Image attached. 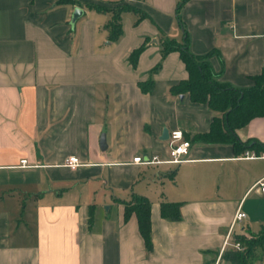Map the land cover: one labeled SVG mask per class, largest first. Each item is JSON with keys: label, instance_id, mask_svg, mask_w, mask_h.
<instances>
[{"label": "crops", "instance_id": "0c3cea01", "mask_svg": "<svg viewBox=\"0 0 264 264\" xmlns=\"http://www.w3.org/2000/svg\"><path fill=\"white\" fill-rule=\"evenodd\" d=\"M179 1L123 0L143 16L122 11L110 41L112 12L87 5L120 0H0V264H231L221 259L227 234L264 224V158L192 139L218 113L169 90L187 76L178 51L163 49L182 42ZM177 15L217 80L252 85L264 66V0H184ZM163 129L182 132L186 161L132 162L166 157ZM234 132L264 143V116ZM131 194L150 203V250L135 215L124 216ZM161 202L179 203L180 218H162ZM237 208L245 216L232 224Z\"/></svg>", "mask_w": 264, "mask_h": 264}, {"label": "trees", "instance_id": "16d2710c", "mask_svg": "<svg viewBox=\"0 0 264 264\" xmlns=\"http://www.w3.org/2000/svg\"><path fill=\"white\" fill-rule=\"evenodd\" d=\"M120 0L113 6H101L88 4L87 6L98 10L111 11V21L106 25L108 29V40H115L121 33L120 13L122 11H136L142 17L143 13L134 7ZM184 0L177 3L175 17L182 29V42L176 44L174 41L166 42L165 51L176 49L179 53L186 70L187 76L177 84L169 87L170 92H186L192 102L205 103L209 109L216 111L210 122L209 130L206 133L195 134L192 139L208 143H223L232 146L236 154L244 151H252L254 154L264 152V143L250 138L240 141L235 135V129L244 126L250 119L264 116V66L261 72L252 77V85L246 88L230 86L225 82L217 80L208 61L209 53L194 55L188 49V40L178 18V9ZM59 3H76V0H58ZM143 48V43L129 54V61L133 65L137 55ZM141 91H148L151 80L146 83H139ZM124 207V216L131 213L135 215L137 228L143 240L144 246L150 250V203L147 198L141 195L131 194L127 201H121ZM179 203L161 202L159 211L162 218L177 220L180 218ZM233 241H237L242 250H225L221 259L231 264H251L258 254L260 260H264V224L260 225L255 233L248 236L233 235Z\"/></svg>", "mask_w": 264, "mask_h": 264}, {"label": "built area", "instance_id": "2783aa9c", "mask_svg": "<svg viewBox=\"0 0 264 264\" xmlns=\"http://www.w3.org/2000/svg\"><path fill=\"white\" fill-rule=\"evenodd\" d=\"M167 154L166 157L161 159L155 155L149 157L134 156L132 162L140 164H169V165H178L186 161L185 155L189 148V142L184 139L182 132L178 129H174L168 132L167 134ZM246 155V153H245ZM253 156V154H251ZM256 156L264 158V152L257 154ZM21 163H24L22 161ZM77 159L75 157H68L64 164L69 167H73L77 164ZM259 191L264 193V177L256 182ZM245 214L237 208L234 215L232 224L238 222L244 218ZM229 233V232H228ZM228 235L226 236L225 242L230 246L232 250H242L241 245L237 241L227 242Z\"/></svg>", "mask_w": 264, "mask_h": 264}, {"label": "water", "instance_id": "95a60500", "mask_svg": "<svg viewBox=\"0 0 264 264\" xmlns=\"http://www.w3.org/2000/svg\"><path fill=\"white\" fill-rule=\"evenodd\" d=\"M81 14H82V10L78 7H75L71 13V16H70L69 25L73 26L74 22L76 21L77 18H79L81 16ZM167 134H168L167 130L163 129L161 139L167 138ZM99 147L101 150L104 149V144H103L102 139L100 140V146Z\"/></svg>", "mask_w": 264, "mask_h": 264}]
</instances>
